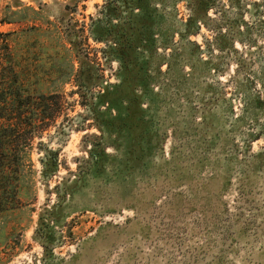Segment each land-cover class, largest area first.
Wrapping results in <instances>:
<instances>
[{"label": "rangeland", "instance_id": "374dc122", "mask_svg": "<svg viewBox=\"0 0 264 264\" xmlns=\"http://www.w3.org/2000/svg\"><path fill=\"white\" fill-rule=\"evenodd\" d=\"M172 1L147 13L170 67L160 47L133 58L154 141L129 155L99 129L124 77L89 34L104 0H0V63L60 99L0 211V264H264V0H215L187 38V0Z\"/></svg>", "mask_w": 264, "mask_h": 264}, {"label": "trees", "instance_id": "16d2710c", "mask_svg": "<svg viewBox=\"0 0 264 264\" xmlns=\"http://www.w3.org/2000/svg\"><path fill=\"white\" fill-rule=\"evenodd\" d=\"M215 0H187L190 13L183 22L180 36L197 34L206 20L212 19L209 10L216 11ZM155 0H104L98 13L89 26V34L94 41L104 43L103 50L116 59L123 71V80L117 84H107L100 95L104 100L105 110L109 114L99 126L101 134H113V144L118 148L119 139L127 141V154L140 155L153 138L147 130L148 120L143 115V96L135 94L145 85L146 61L134 62L133 58L141 53L153 54L161 48L160 64L170 67L174 47L169 34L161 30L154 37L148 9ZM174 3V0L171 2ZM220 33V32H217ZM192 44L200 54V45ZM169 50V51H167ZM0 63V211L6 209L7 201L16 198L19 192V176L25 162H29V148L35 137H39L59 112L58 93L45 96L30 90L14 58L7 53ZM71 74V73H70ZM132 85L133 90L130 89ZM258 101L262 102L258 97ZM115 111V112H114ZM154 141V140H153ZM103 143L94 157V146L88 149L87 160L99 167L101 157L105 156ZM92 157L94 160H92ZM99 161V162H98ZM88 162V161H86ZM79 169V165H78ZM6 205V206H5Z\"/></svg>", "mask_w": 264, "mask_h": 264}]
</instances>
